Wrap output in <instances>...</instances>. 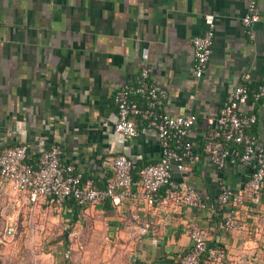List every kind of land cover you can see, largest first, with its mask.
Here are the masks:
<instances>
[{"label":"crops","instance_id":"0c3cea01","mask_svg":"<svg viewBox=\"0 0 264 264\" xmlns=\"http://www.w3.org/2000/svg\"><path fill=\"white\" fill-rule=\"evenodd\" d=\"M248 1L0 0V154L26 145L33 162L41 150L59 145L61 161L98 189L113 179V160L124 156L137 180L140 169L158 162L160 147L145 126L122 141L114 131L113 97L146 67L167 91L162 112L196 116L192 159L182 171L173 169L168 187L194 189L206 204L150 207L126 198L119 206L106 201L80 208L68 201L58 207L45 199L31 203L26 193L0 181V221H35L41 234L63 229L65 245L67 234L83 240L90 264H178L191 247L188 225L194 222L209 231L208 244L226 253L227 264H264V188L258 204L220 208V184L237 191L249 171L233 153L217 170L203 152L207 120L216 117L231 89L244 74L252 90L264 78V0L253 39L241 25ZM208 14L215 39L206 70L195 79L192 39L206 30ZM242 109L255 114L250 132L264 148V98L258 104L250 98ZM228 215L243 230L225 229Z\"/></svg>","mask_w":264,"mask_h":264},{"label":"built area","instance_id":"2783aa9c","mask_svg":"<svg viewBox=\"0 0 264 264\" xmlns=\"http://www.w3.org/2000/svg\"><path fill=\"white\" fill-rule=\"evenodd\" d=\"M260 0H249L241 25L245 34L253 39L252 27L260 16ZM206 30L192 39L193 74L200 79L207 67L214 38V17L205 15ZM243 83L231 89L216 117L207 120L208 131L203 152L211 165L223 169L233 153L249 171L248 181L235 191L221 183L217 196L220 208H239L247 201L258 204L264 188V148L257 145L251 129L256 123L253 112H245L242 106L251 98L258 104L264 98V78L254 90L249 74L242 76ZM168 97L167 91L150 79L148 68H142L134 83L123 85L114 95L117 121L114 131L123 142L138 135V127L145 126L155 132L161 156L158 162L140 169L138 182L132 176L133 163L124 156L112 162L113 179L103 189L95 188L89 181L83 182L81 174L72 165L61 161L62 149L54 145L38 153L33 162L29 148L17 145L0 154V181L10 184L12 190L26 193L31 203L45 199L61 207L73 201L78 207L95 206L110 201L121 205L126 198H134L147 206L171 204L176 207L205 209L206 204L194 189L172 190L168 187L173 169L182 171L186 161L192 159L189 136L196 122L195 114L170 116L161 109ZM163 195L160 196V191ZM223 227L241 231L243 224L228 215ZM145 225L140 231L146 233ZM191 247L179 258L178 264H227L226 253L211 247L210 233L194 222L188 225ZM6 234H11L7 230Z\"/></svg>","mask_w":264,"mask_h":264},{"label":"rangeland","instance_id":"374dc122","mask_svg":"<svg viewBox=\"0 0 264 264\" xmlns=\"http://www.w3.org/2000/svg\"><path fill=\"white\" fill-rule=\"evenodd\" d=\"M35 229V221H0V264H90L82 239L75 241L67 234L65 245L63 229L49 227L42 234ZM7 230L11 234H6ZM85 257H88L86 261ZM91 257V263L98 261V255ZM253 258L255 261L257 255Z\"/></svg>","mask_w":264,"mask_h":264},{"label":"trees","instance_id":"16d2710c","mask_svg":"<svg viewBox=\"0 0 264 264\" xmlns=\"http://www.w3.org/2000/svg\"><path fill=\"white\" fill-rule=\"evenodd\" d=\"M138 174H139V172H137V180L134 179V177H133V179L135 180L134 182H138V180H140V179L138 178ZM132 176H133V171H132ZM203 261H205V258H204V257L201 259L200 264H203ZM205 262H206V261H205Z\"/></svg>","mask_w":264,"mask_h":264}]
</instances>
